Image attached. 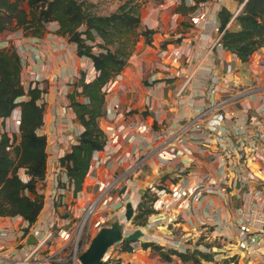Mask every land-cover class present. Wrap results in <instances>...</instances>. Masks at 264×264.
<instances>
[{"label": "crops", "instance_id": "crops-1", "mask_svg": "<svg viewBox=\"0 0 264 264\" xmlns=\"http://www.w3.org/2000/svg\"><path fill=\"white\" fill-rule=\"evenodd\" d=\"M121 1L115 0L112 11ZM137 2L138 30H152L151 40L146 42L143 35L139 36L131 57L105 97V112L99 119V127L106 134L107 147L119 126L128 129L140 123L148 131L138 141L131 142L126 130L119 137L120 151L113 157L104 148L95 153L81 190L75 194L73 188L66 187L62 205L55 206L51 200L53 172L60 167V158L82 133L70 107L69 96L82 74L91 73L92 61L77 55L75 43L56 32V22L46 24L40 37L23 36L20 30L0 32V48L13 45L21 57L26 86L37 82L44 90L40 102L44 105L43 127L39 134L46 137L47 163L45 180L37 187L44 197V205L32 226L42 229L54 220L68 226L69 221L82 219L85 209L100 198L94 223L99 222L102 228H107L117 220L123 221V207L118 198L131 202L136 215L137 206L141 197L148 193L150 183L159 182L168 189L178 181L200 184L206 183L207 177L215 181L224 178L228 180L227 196L203 194L197 202L175 206L168 213L154 212L143 227L126 224L128 233L139 229L144 234L143 239L129 243L132 252H122L117 244L109 255L115 259L114 264H193L176 257L166 263L150 248L141 247L153 243L181 253L200 251L213 255V262L201 261V264H214L215 261L217 264H247L249 259H255H247L238 248L237 228L242 217L237 214V209H247L243 206L247 191L256 197H264V164L260 159L246 160L253 154L252 141L264 157V44L242 61L220 40L216 41L220 34L218 12L221 8L232 14L226 28L239 29L235 17L244 2L238 0H206L196 6L193 0ZM199 14L202 17H197ZM214 87L216 92L213 94L210 90ZM247 89L255 91L216 110L226 114L222 123L226 145L231 144L237 149L230 165L220 160L222 143L217 138L200 140V135H191L184 147L170 138L188 119L223 98L236 96ZM76 100L83 102L81 98ZM160 134L164 136L153 142ZM157 145L176 146L175 158L164 163L150 157L134 172L124 175L138 156L141 158ZM238 147L244 150V159H240ZM185 148L189 156L182 153ZM118 154L126 156L121 163L117 161ZM241 166L253 175V179L232 188L231 182L240 175ZM114 179L119 180L118 185L109 189L107 196L101 195V187ZM255 203L251 199L248 207L254 208ZM20 220L19 217L0 218V231L16 229ZM97 232V229L93 230L91 238ZM14 237L17 236L11 234L6 240H0V256L19 251ZM215 256L219 259L214 261Z\"/></svg>", "mask_w": 264, "mask_h": 264}, {"label": "trees", "instance_id": "trees-1", "mask_svg": "<svg viewBox=\"0 0 264 264\" xmlns=\"http://www.w3.org/2000/svg\"><path fill=\"white\" fill-rule=\"evenodd\" d=\"M92 0H0V32L20 30L23 36L40 37L46 24L57 23L56 32L75 43L78 56L90 58L96 76L86 80L82 74L69 96L70 107L82 127L77 142L60 158V167L67 178L60 188L81 190L84 178L93 165V156L106 144L107 137L99 127L105 110V88L117 77L131 57L140 35L150 42L153 31H139L137 0H126L115 11L96 13ZM194 6L206 0H193ZM242 10L235 20L237 30L226 24L232 14L225 8L218 12L220 42L242 61L264 43V0H238ZM96 47L97 51H93ZM80 88V91H77ZM44 90L37 82L28 86L22 78V60L11 45L0 48V218L23 219L32 226L44 205L37 187L46 176L47 141L39 131L43 127ZM76 98L83 99L79 102ZM14 116L18 125L13 123ZM10 120L11 123L8 124ZM9 125V126H8ZM152 197L145 193L137 206L132 225L143 227L152 209ZM122 252H130L129 243H120ZM150 248L166 263L174 257L182 262H213V255L200 251L181 253L153 243Z\"/></svg>", "mask_w": 264, "mask_h": 264}, {"label": "built area", "instance_id": "built-area-1", "mask_svg": "<svg viewBox=\"0 0 264 264\" xmlns=\"http://www.w3.org/2000/svg\"><path fill=\"white\" fill-rule=\"evenodd\" d=\"M246 1V0H245ZM197 17H202V14H199ZM222 32H220L216 41L219 42ZM264 44V43H263ZM229 70L230 67L227 66ZM97 72L92 67V71L90 74L86 76L87 81H91ZM115 80H112L108 83V86L105 88L106 95L110 93L111 89L114 87ZM255 90L247 89L244 91H240L236 94V96L230 95L223 98L221 101L217 102L215 105H210L208 108L204 109L196 116L188 119V121L183 124L180 129L172 135L170 138L173 142L176 141L178 146L184 147V143L189 139L191 135L193 137L195 135H200V140L203 139H212L217 138L221 146V162L224 161V164L229 165L234 156L233 152L237 153V149H235L231 144L229 147L226 145V131L222 127V123L226 118V114L220 113L216 111L218 108L221 110V107L228 103H232L233 101L247 95L252 94ZM211 93L216 92V88L214 87L210 90ZM117 109V107H114ZM120 117V116H119ZM118 118V115H117ZM14 124L18 125V119L16 116L13 118ZM128 130V140L129 141H138L140 137L148 131V128L144 126V124L138 123L137 125H133L128 129H125L124 126H119L116 129V134L114 137L110 139V147H103L104 150L109 154V156L113 157L115 154L119 153V137ZM257 133L255 134V137ZM144 136V135H143ZM164 135H157L153 142L160 140ZM262 136V135H261ZM198 137V136H197ZM164 145V144H163ZM157 145L152 147L145 155L141 158L137 157V160L134 165L130 166L126 169L124 175L128 176L131 172H134L138 169V166L143 162L149 159L150 157H156L160 161L164 163H168L175 158V148L176 146H163ZM251 153L249 154L247 159H260L264 164V157H262L261 153L257 151V145H255L254 141L251 143ZM238 153L240 155V159H244V150L238 147ZM182 153L184 155L189 156V152L185 149H182ZM233 154V155H231ZM243 154V155H242ZM117 161L122 162L126 159V156L121 154L117 156ZM246 162V161H245ZM242 164V163H241ZM243 165V164H242ZM246 167V166H245ZM262 171H258L261 173ZM253 175L249 172H245L241 166L240 175L236 176V178L231 182V186L236 187L237 185H245L247 181L252 180ZM52 180L54 182V187L52 191L51 200L53 204L56 206L58 204L62 205L64 203L62 197L64 194L65 188L58 187V183H66L67 178L65 176V172L60 167H57L53 172ZM118 179L112 180L110 183L103 185L100 189V193L103 196H107V192L109 189L115 188L118 185ZM227 181L226 179L221 180H212L211 178H206V183H192L187 181H178L173 186L168 189L160 186L159 182L150 183L148 185V193L152 197V209L156 213H168L173 207L181 206V205H189L191 202H197L203 194H213L219 193L223 196H227ZM237 189H241L237 187ZM253 199L256 202L252 207H248V202ZM121 200V204L124 208L128 201ZM100 203V198L92 202L84 212L82 219H78L81 221L80 226L77 231L74 232V226L71 227L69 221L68 226L66 224H59V221H51L45 228L38 229L33 226H28V224L21 218L20 223L17 225L14 230L3 229L0 231V240H6L12 235L17 236L14 237L17 242V248L19 251H14L10 254H3L0 256V262L6 264H80L79 256L86 250V247L89 245V240L91 241V235L89 232V220L95 214L97 206ZM243 206L247 209H237V214L242 217V221L239 224L238 230V248L243 253V255L248 259L249 257L254 258L255 260L249 259L247 264H264V197L258 196L256 197L250 191L246 192V199L243 202ZM124 220V216H123ZM70 225V226H69ZM95 227L97 231L102 229V226L99 222L95 223ZM84 229L88 230L87 232H83ZM14 231V232H13ZM84 235L82 239L81 236ZM91 238V239H90ZM30 240L33 242L31 243ZM122 243V242H121ZM120 244V243H119ZM112 249V248H111ZM110 249V250H111ZM108 251L105 261L109 264V260L113 257L109 255ZM133 248L131 247V252ZM184 251L183 253H185ZM244 257V258H245Z\"/></svg>", "mask_w": 264, "mask_h": 264}, {"label": "water", "instance_id": "water-1", "mask_svg": "<svg viewBox=\"0 0 264 264\" xmlns=\"http://www.w3.org/2000/svg\"><path fill=\"white\" fill-rule=\"evenodd\" d=\"M124 220H118L107 228H102L91 239L86 250L79 256L80 264H109L105 261L108 251L115 245L126 242L133 243L142 240L144 234L137 229L130 233L126 230V224H130L135 217L134 207L131 202L126 203L124 208ZM32 243L33 241L30 240Z\"/></svg>", "mask_w": 264, "mask_h": 264}, {"label": "rangeland", "instance_id": "rangeland-1", "mask_svg": "<svg viewBox=\"0 0 264 264\" xmlns=\"http://www.w3.org/2000/svg\"><path fill=\"white\" fill-rule=\"evenodd\" d=\"M121 0H119V2H120ZM93 4H94V8H93V10L96 12V13H98V14H100V13H106V14H108V13H111V12H113L112 11V9H113V5H114V3H115V0H92L91 1ZM119 2H117V4L119 3ZM122 2V1H121ZM123 3V2H122ZM122 3H120V4H122ZM119 4V5H120ZM118 5V6H119ZM117 6V7H118ZM116 10V9H115ZM114 10V11H115ZM93 51H97V49H96V47L94 48V50ZM11 122H10V120L8 121V124H10ZM13 123H14V121H13ZM11 125H12V123H11ZM9 126V125H8ZM95 215H93L92 217H91V219L89 220V222H88V224H89V232H88V234L89 235H91L92 236V234H93V230H95L96 229V227H95ZM114 223V222H113ZM70 224L72 225L71 227H73L74 226V232L75 231H77V229H78V227L80 226V224H81V221H79V220H74V221H71L70 222ZM112 224V223H111ZM88 230H86V229H84V233L85 232H87ZM78 232V231H77ZM81 238L83 239L84 238V235L83 236H81ZM91 239V238H90ZM89 242H90V240H89ZM87 248V247H86ZM111 257H113V256H111ZM215 259H219V257H217V256H215V258H214V261H215ZM109 262L111 263V264H114V262H115V259L114 258H112L111 260H109ZM218 262H214V264H217Z\"/></svg>", "mask_w": 264, "mask_h": 264}]
</instances>
